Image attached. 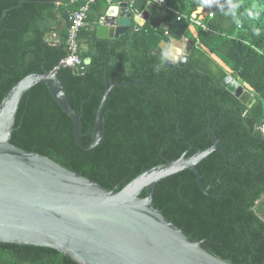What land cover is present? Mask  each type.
Instances as JSON below:
<instances>
[{
  "label": "trees",
  "instance_id": "obj_1",
  "mask_svg": "<svg viewBox=\"0 0 264 264\" xmlns=\"http://www.w3.org/2000/svg\"><path fill=\"white\" fill-rule=\"evenodd\" d=\"M122 1L91 6L79 33L81 58L90 63L78 75L59 62L67 56L68 13L80 7L79 0H0V16L6 11L0 22V102L23 77L57 69L68 103L81 115L87 147L104 76L110 83H135L110 91L101 114L102 140L88 152L75 144L72 121L43 84L21 99L10 143L119 191L165 160L208 148L214 136L228 159L215 151L196 166L208 195L186 170L160 182L152 203L191 241L205 240L202 248L211 255L231 264H264V0H231L238 5L234 14L229 0L203 6L202 0H165L167 8L187 16L211 8L205 29L178 22L173 12L147 6L146 0H128L137 13L148 9L144 25L117 39L96 38L103 13ZM249 11L258 16L249 17ZM51 34H57L56 43L47 40ZM181 40L189 45L183 67L160 66L162 57L154 50ZM209 56L247 87L250 107L220 86L227 74L213 68ZM0 264L76 263L51 249L0 244Z\"/></svg>",
  "mask_w": 264,
  "mask_h": 264
},
{
  "label": "water",
  "instance_id": "obj_2",
  "mask_svg": "<svg viewBox=\"0 0 264 264\" xmlns=\"http://www.w3.org/2000/svg\"><path fill=\"white\" fill-rule=\"evenodd\" d=\"M127 1L106 10L103 24L96 29V38L117 39L130 28L139 30L144 25L147 18L139 16ZM5 14L6 11L0 16V22ZM109 15L114 21L107 24L105 19ZM169 49L180 59L164 64L183 67L189 47L185 56L174 46ZM164 51L160 44L153 53L162 57ZM88 60L83 58L74 73L84 74ZM56 72L57 69L43 70L23 77L0 102V244L51 249L76 264H231L204 250L205 240L191 241L152 203L154 188L160 182L186 170L194 174L201 192L208 195L196 166L215 151L228 159L217 147L214 136H210L208 148L197 149L188 157L183 154L177 160H165L130 180L119 191L116 187L107 190L45 156L10 143L11 134L17 130L15 117L20 101L37 84L47 88L52 100L70 118L75 144L86 152L102 140L101 114L110 91L135 84L110 83L104 76L105 90L96 112L92 139L84 147L81 115L68 103ZM220 86L247 107L254 101L229 74L220 81Z\"/></svg>",
  "mask_w": 264,
  "mask_h": 264
},
{
  "label": "built area",
  "instance_id": "obj_3",
  "mask_svg": "<svg viewBox=\"0 0 264 264\" xmlns=\"http://www.w3.org/2000/svg\"><path fill=\"white\" fill-rule=\"evenodd\" d=\"M98 0H79L80 7L72 12L68 13V29L65 40V46L67 51V56L59 62L61 67H69L72 70H75L77 67L82 65V58L80 55L79 47V33L80 31L87 27L88 25V12L90 6L94 5ZM147 5H155L162 10H170L176 15V21L187 20L189 26H200L205 29L204 25L201 24L205 18H212L211 8L203 9L199 8L192 12L189 16L172 9L167 8L165 0H146ZM110 6H117L110 5ZM130 6V5H129ZM131 7V6H130ZM100 23H103L101 20ZM260 131L264 132V125L260 126Z\"/></svg>",
  "mask_w": 264,
  "mask_h": 264
},
{
  "label": "rangeland",
  "instance_id": "obj_4",
  "mask_svg": "<svg viewBox=\"0 0 264 264\" xmlns=\"http://www.w3.org/2000/svg\"><path fill=\"white\" fill-rule=\"evenodd\" d=\"M201 24H204V23H201ZM191 32H193V31H191ZM161 45L166 51L169 50V48L171 46H174V47L178 48L180 50V54L184 55V56H185V51L184 50L189 47V45L186 42V40H181V41H179L177 43H175V42H170V43L162 42ZM209 57L211 58V61L213 63V68H218V70H221V71L225 72L226 74L231 75V73L215 57H213V56H209ZM236 80H238L239 84L242 85L246 91H249L247 89V87L245 85H243L239 79H236Z\"/></svg>",
  "mask_w": 264,
  "mask_h": 264
},
{
  "label": "clouds",
  "instance_id": "obj_5",
  "mask_svg": "<svg viewBox=\"0 0 264 264\" xmlns=\"http://www.w3.org/2000/svg\"><path fill=\"white\" fill-rule=\"evenodd\" d=\"M213 2V0H202V6L203 5H209ZM238 5L237 4H233L231 3V0H229V8L230 10H233V14H234V9L237 8ZM248 15L249 17L251 18H255L256 16H258V13H253L251 11L248 12ZM258 31V30H257ZM180 57L178 55L174 56L171 52V49L167 50V51H164L162 53V58H161V65L160 66H163L164 62L165 61H176V60H179ZM86 63H90V60L86 61ZM160 66H158L156 68V71L158 72L160 70Z\"/></svg>",
  "mask_w": 264,
  "mask_h": 264
},
{
  "label": "crops",
  "instance_id": "obj_6",
  "mask_svg": "<svg viewBox=\"0 0 264 264\" xmlns=\"http://www.w3.org/2000/svg\"><path fill=\"white\" fill-rule=\"evenodd\" d=\"M123 1H125V0H123ZM122 1V2H123ZM121 3V2H120ZM127 3H128V6L130 5V3L127 1ZM116 4H119V3H114V4H110V5H116ZM110 5L108 6V8L110 7ZM148 6V5H147ZM90 8H91V6H90ZM90 8H89V12H88V14L90 13ZM107 8V9H108ZM94 14H95V12H96V10L94 11H92ZM105 13H106V11L103 13V16L101 17V19H100V21H99V23H98V26H100L101 24H103V23H100L101 22V20H103V22H104V18H105ZM139 14V16H145V18L144 19H148L149 18V16H150V13H149V11H148V9H146V10H144L142 13H138ZM47 40L48 41H50V42H53V43H56L57 41H58V36H57V34H51V35H48L47 36ZM171 42H175V43H177V41H171ZM161 44V43H160ZM159 44V45H160ZM84 48H86L85 47V45H82V51L83 52H85V49ZM185 52L186 51H188L187 49H185L184 50ZM189 52V51H188ZM188 55V54H187Z\"/></svg>",
  "mask_w": 264,
  "mask_h": 264
},
{
  "label": "bare ground",
  "instance_id": "obj_7",
  "mask_svg": "<svg viewBox=\"0 0 264 264\" xmlns=\"http://www.w3.org/2000/svg\"><path fill=\"white\" fill-rule=\"evenodd\" d=\"M145 18V16H143ZM114 20H113V17L111 15L108 16V18L105 19V22L108 24L112 23Z\"/></svg>",
  "mask_w": 264,
  "mask_h": 264
},
{
  "label": "flooded vegetation",
  "instance_id": "obj_8",
  "mask_svg": "<svg viewBox=\"0 0 264 264\" xmlns=\"http://www.w3.org/2000/svg\"><path fill=\"white\" fill-rule=\"evenodd\" d=\"M178 138H179V136H178Z\"/></svg>",
  "mask_w": 264,
  "mask_h": 264
}]
</instances>
